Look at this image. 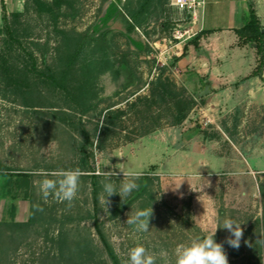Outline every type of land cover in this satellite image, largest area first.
<instances>
[{"label": "rangeland", "instance_id": "1", "mask_svg": "<svg viewBox=\"0 0 264 264\" xmlns=\"http://www.w3.org/2000/svg\"><path fill=\"white\" fill-rule=\"evenodd\" d=\"M10 1L14 38L0 3V166L12 175L0 177V224L6 225H0V264H112L94 227L92 184L84 176L104 177L102 186L115 172L111 179L119 187L120 167L153 179L132 205L140 178L139 188L123 198L101 191L99 217L122 264L137 245L155 264H175L179 247L210 235L225 219L243 231L239 248L227 243V229L215 232L228 264H264V76H247L251 52L259 62L256 47H242L247 62L232 83L213 89L209 81L185 79L176 55L184 38L176 36L192 15L171 1L160 6L153 0L131 36L148 49L139 55L125 25L111 23L108 44L127 55L130 70L103 73L77 107L47 76L58 70L65 38L100 24L113 0H41L45 11L34 0ZM147 1L130 0L131 10ZM258 9L264 26L263 6ZM105 52L92 51L88 58L110 55L119 68ZM207 86L214 97L200 96ZM191 100L188 118L178 124L180 108ZM70 169L80 174L76 197L45 200L40 181ZM114 205L124 208L116 217ZM138 210H152L147 232L127 223Z\"/></svg>", "mask_w": 264, "mask_h": 264}, {"label": "trees", "instance_id": "2", "mask_svg": "<svg viewBox=\"0 0 264 264\" xmlns=\"http://www.w3.org/2000/svg\"><path fill=\"white\" fill-rule=\"evenodd\" d=\"M153 0H148L142 6V8L134 12L131 10L130 0H126L123 6H121L122 0H113L100 24L94 26L90 31H87L78 36H67L65 38L66 47L61 50L59 58L58 70L47 76L52 80L60 89L64 91L68 96L74 98L77 107H83L85 104V96L91 93L93 88V81L99 78L103 73L112 71L116 76H119L126 70H130V65L125 53L116 50L108 44V36L111 33L110 24L113 22H122L126 28V34L129 37L132 44L137 48L139 55H143L148 49L142 41H136L131 36L136 32L139 25L142 24L145 17L150 13L151 4ZM158 5L163 6L165 3L171 0H154ZM38 7L45 11L46 8L41 0H34ZM2 7L4 9L3 21L6 25L10 37L14 38V31L11 30L10 23L8 21V15L6 12V0H1ZM20 15L19 12L13 13V16ZM264 26L261 24V20L258 17L256 10L253 6H250L249 19L247 23L241 28L236 30V34L239 37V46L252 44L256 47L259 55V62L256 69L251 74V77L263 78L264 76ZM211 33V32H204ZM199 38L195 39L193 43L200 54H203L202 48L198 44ZM112 53V56L116 58V61L120 62L119 68L115 69V64L110 61V55L103 58L100 61L98 58H88L92 51H98L106 53L105 50ZM188 47L186 46L183 56L187 54ZM106 58V59H105ZM179 61V59H177ZM80 64H83L81 70H78ZM80 72V76L77 73ZM74 79V80H72ZM22 93V91H21ZM194 104L193 100L186 108H180L177 115V123H183L189 115V109ZM27 105V104H26ZM29 107V106H27ZM31 107V106H30ZM7 172L4 166H0V177L10 178L12 175ZM26 180H29V176H24ZM91 181L92 194L94 203V227L96 233L101 240L108 257L112 264H122L115 249L113 248L109 235L106 231L105 221H102L99 217L101 211V179L95 173L85 175ZM142 185L139 190L136 191L133 199L129 200L128 205H132L136 201L142 199L148 192L150 184L153 179L149 175L142 176L140 178ZM124 208L120 205H114L112 214L116 217L122 214ZM4 225L5 224H0Z\"/></svg>", "mask_w": 264, "mask_h": 264}, {"label": "crops", "instance_id": "3", "mask_svg": "<svg viewBox=\"0 0 264 264\" xmlns=\"http://www.w3.org/2000/svg\"><path fill=\"white\" fill-rule=\"evenodd\" d=\"M9 1L6 0V5H9ZM200 1H204L205 5L198 9L197 21L193 22L191 19L192 21L187 24L185 30L187 35L183 43L176 46V55L179 59L178 66L184 72L185 79L206 80L212 83V88L215 89L217 84L232 83L239 77L243 64L247 62L248 49L238 45L239 37L236 30L246 24L243 20L249 14L250 6H253L258 17L263 20L258 4L263 6L264 13V0ZM222 19H227L230 23L220 27L213 21ZM197 38L203 54L198 52L193 43ZM186 46L188 51L183 56ZM251 55V67L247 76L257 67V56L254 52H251ZM256 79L260 78L256 77ZM214 96L212 92L211 97Z\"/></svg>", "mask_w": 264, "mask_h": 264}, {"label": "clouds", "instance_id": "4", "mask_svg": "<svg viewBox=\"0 0 264 264\" xmlns=\"http://www.w3.org/2000/svg\"><path fill=\"white\" fill-rule=\"evenodd\" d=\"M120 169L124 178L119 187L111 179L112 176L117 175L115 172H109V178L102 184V190L107 194V198L114 193H118L123 198L139 188L137 181L142 173L125 171L123 167ZM57 175V179L45 176L39 183L38 191L45 200L51 196L60 202H71L77 195L79 172L71 169L62 170ZM151 214L152 210H138L131 218H128L127 223L134 225V230L138 233L147 232ZM218 227L227 229L231 234L227 238V243L233 248H239L243 235L241 224L232 219H225L218 224ZM216 230L189 245L179 247L176 251L175 264H228L223 244L215 240ZM128 264H155V257L148 254L143 245H137L130 250Z\"/></svg>", "mask_w": 264, "mask_h": 264}, {"label": "built area", "instance_id": "5", "mask_svg": "<svg viewBox=\"0 0 264 264\" xmlns=\"http://www.w3.org/2000/svg\"><path fill=\"white\" fill-rule=\"evenodd\" d=\"M171 4L182 12L188 11L192 15V20L194 22L197 21L199 16L198 9L204 7L205 2L200 0H171ZM178 35L176 36L178 39L181 37L185 38L187 32L185 31Z\"/></svg>", "mask_w": 264, "mask_h": 264}, {"label": "water", "instance_id": "6", "mask_svg": "<svg viewBox=\"0 0 264 264\" xmlns=\"http://www.w3.org/2000/svg\"><path fill=\"white\" fill-rule=\"evenodd\" d=\"M263 33H264V30H263ZM210 92H211L210 87L207 86V87H206V88L200 93V96H201V97H205V96H207Z\"/></svg>", "mask_w": 264, "mask_h": 264}, {"label": "bare ground", "instance_id": "7", "mask_svg": "<svg viewBox=\"0 0 264 264\" xmlns=\"http://www.w3.org/2000/svg\"><path fill=\"white\" fill-rule=\"evenodd\" d=\"M10 5H11V1H10Z\"/></svg>", "mask_w": 264, "mask_h": 264}]
</instances>
